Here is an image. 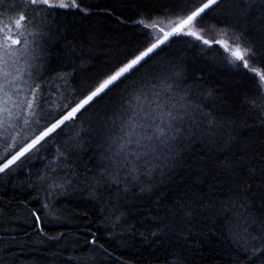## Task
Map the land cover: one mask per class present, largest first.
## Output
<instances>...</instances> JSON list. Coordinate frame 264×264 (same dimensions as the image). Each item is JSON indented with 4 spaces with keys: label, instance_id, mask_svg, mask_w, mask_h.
Masks as SVG:
<instances>
[{
    "label": "trees",
    "instance_id": "1",
    "mask_svg": "<svg viewBox=\"0 0 264 264\" xmlns=\"http://www.w3.org/2000/svg\"><path fill=\"white\" fill-rule=\"evenodd\" d=\"M77 1L86 12L37 14L25 0H0L4 23L27 16L21 24L41 62L21 72V90L31 99L35 93L42 126L151 44L139 18L175 21L196 4ZM204 18L205 29H215L209 39H220L227 25L253 43L264 36V0H224ZM146 61L66 123L68 139L51 133L0 178V264H264V251L251 254L264 247L252 239L264 234V101L256 81L220 44L182 34ZM145 95L154 107L176 103L183 130L130 175L108 159L119 135L112 121L119 125L127 102L143 104ZM20 120L14 128H28Z\"/></svg>",
    "mask_w": 264,
    "mask_h": 264
},
{
    "label": "snow or ice",
    "instance_id": "2",
    "mask_svg": "<svg viewBox=\"0 0 264 264\" xmlns=\"http://www.w3.org/2000/svg\"><path fill=\"white\" fill-rule=\"evenodd\" d=\"M199 4L194 10L190 11L182 18H178L175 21L169 22V30L165 31L160 26L161 22L157 20H150L146 23L144 19L137 21L136 23L143 25L144 28L157 30L159 33H163L162 37H158L154 43H151L146 49L139 51L138 55H134V58L128 59L126 62H121L116 65L106 74V78L102 79L94 90L90 91L84 99L80 100L75 107L63 115L56 123L48 127L38 138L33 140L26 147L11 156L3 166L0 167V172L5 171L10 165L15 164L17 161L24 157L31 149L35 148L46 136L55 132L57 128L64 125L66 121L73 120L74 117L81 109L85 108L96 97H100L101 94H105L106 91L112 89L113 86H117L118 82H122L123 79H127L128 75L132 74L134 70H138V66H142V62H147L146 58H150L157 48L161 44H164L169 37L174 35H187L195 37L203 44L211 46L213 43L220 44L224 51L228 53V58L234 64V66L247 69L253 74V78L256 81L257 95L264 101V70L258 67L252 66L250 61L259 64L264 61V36H261L255 43L249 40L241 41L240 36L233 32L231 35L228 32H223L220 39H205L204 35L200 34L204 29L199 31L195 30L196 24L202 23L206 10L212 9L213 6H218L224 3V0H195ZM239 0H233V3L238 4ZM245 3L250 0H244ZM28 6H35L33 11L39 14L40 12H46L50 14L51 9H79L82 12H86V9L80 8V4L77 0H25ZM199 18V20H198ZM27 16L25 13H20L15 23L17 26L21 25L22 21H25ZM11 41V43H9ZM26 43V42H25ZM21 44V40L12 39L10 36L5 35L3 42L0 43V100H2L3 106L0 107V127H3L5 122L13 117L12 109L8 107V103L11 100L9 92V86H12L13 91H17L18 86H15L14 81L21 79L20 76H12L9 79L11 73L7 71L9 59L15 55L12 51V45ZM169 89L171 85L167 86ZM37 88L39 86L37 85ZM159 97V93L156 94ZM141 97H135L134 100H129L127 105L123 108L119 114V125L116 121H112L113 126L118 128L119 135L112 138V145L115 146V151L112 150V146L109 148L111 153L108 159L118 167H129L131 175L136 171L135 165L141 160L149 157L150 153H154L156 147L161 144H165L166 140L174 139L173 136L168 135L173 129L174 122L179 118L177 115H173L172 110L164 111V106L156 104L153 106V101L148 98L147 95L143 97L144 103H140ZM35 102V93H33V99L27 101V110L31 112L33 104ZM250 103L256 107V101L252 100ZM19 104H13V107H19ZM175 108V105H172ZM261 113L264 114V104L260 105ZM34 115V113H31ZM113 157L118 159H113ZM0 162H3V157H0ZM44 207H47L46 205ZM243 207V206H241ZM39 220V216L36 217ZM253 240L258 241L264 246V234L260 237L253 236ZM95 243V240L92 241ZM264 251V247H253L252 255Z\"/></svg>",
    "mask_w": 264,
    "mask_h": 264
},
{
    "label": "bare ground",
    "instance_id": "3",
    "mask_svg": "<svg viewBox=\"0 0 264 264\" xmlns=\"http://www.w3.org/2000/svg\"><path fill=\"white\" fill-rule=\"evenodd\" d=\"M77 2L79 3V1H77ZM204 2H207V0H204ZM198 6H199V4L196 3L188 11V13L190 11L194 10V8L198 7ZM80 8L86 9L84 7V5H82V4H80ZM74 10H79V9H74ZM209 10L210 9L206 10L205 14ZM2 12H4V8L0 6V43L3 42L5 35H7V36H10L12 39L21 40V45H23L22 47L21 46L19 47L17 44L12 45V51L15 52V55H13L9 59V63H8V67H7V71H9L11 73V76H9V79H12V76L22 77L21 72L26 70L27 64L32 69H36V67L40 64L41 60H40V57L38 55L35 56V54H36V47L34 46L35 41H33L31 34L29 32L30 27L25 28L24 25H22V24L20 26H17L15 21L18 17H16L13 21H10L8 23H4L1 20V18H3V16H1ZM205 14H203V15L205 16ZM141 19H144V18L141 17L137 21H139ZM155 20H157L158 22H161L160 26L163 27L165 29V31L169 30V22H167V20H161L159 18H157ZM198 20H199V18H198ZM204 22H209V21L205 20V18H204L202 23L198 22L196 24L195 30L199 31L200 29H204V31H202L200 34L204 35L205 39H209L208 37L211 36V33H213L215 31V29H211L208 26V28H207L208 30H206L205 26H207V25L203 26ZM210 24H211V22H210ZM222 27H224V26H222ZM225 29H226L225 32H228L230 35L232 34L230 31V27L228 25L226 26ZM151 31H152L153 36H154V39L151 43H154L158 37H162V35H163V33H159L157 30L151 29ZM174 36L169 37V39L164 44H166ZM189 37H192V36H189ZM192 38H195V37H192ZM240 39L242 42L246 40V38H242V37H240ZM9 43H11V41H9ZM164 44H161L160 47L163 46ZM150 45L151 44H149L147 47H149ZM146 48H144V49H146ZM159 48H157L156 50H158ZM144 49H142V50H144ZM138 54H139V52L136 55H138ZM152 54H150V55H152ZM0 55H2V51H0ZM132 58H134V56ZM250 64H252V66L260 68L261 70H264V67H262L260 64H256L252 61H250ZM232 65L234 66L233 63H232ZM235 67H237V66H235ZM239 68L247 71L253 77V74L250 73L247 69H244L242 67H239ZM21 81H22V78L14 81L15 86H18L17 91H13L12 86H9V89H8L10 92V95H11V100L8 103V107L12 109L13 117L11 119L7 120L3 127H0V157H3V162H0V167L3 166V163H6L7 160L11 158L12 155H14L18 151H20L22 148H24L28 144H30L33 140L38 138L44 131H46V129L48 127H51V125L56 123L59 119H61L63 115H66L71 110V108L75 107L76 104L80 100L85 98V96H84L79 101H77L76 103L69 106L67 109H65V110L62 109V112L60 114L51 117L49 119V121L45 122V125L42 126V124H44V122L36 120V115L38 113V110L40 111V109H42V107H40V108L38 107V109H37L36 104L34 103L33 108L31 109V112H29L27 110V101L32 100V99L30 97H28V95L26 93H24L23 90H21L22 89ZM0 82H2V80H0ZM97 85H95V86H97ZM92 90H94V88ZM101 95H103V94H101ZM97 98H99V97L94 98V100L92 102H94ZM92 102H90L88 105H86L85 108L87 106H89ZM14 103L19 104L20 106L18 108L13 107ZM39 105H40V103H38V106ZM172 105H175V108H172ZM0 106H3L2 100H0ZM163 106H164V111L172 110L173 115H177L180 113L179 112L180 110L176 106V103H172V102L167 100L163 104ZM83 109H81V111ZM80 112H78L74 118H76ZM31 113H34V115ZM19 118L21 119L19 121V123L23 124V125L25 123H26L25 125L28 124V126H27L28 128H26V129H24L22 127H19L17 129L14 128V126L18 125V123H16L15 120L19 119ZM70 121H73V120H70ZM68 122L69 121H66L64 125H61L60 128L56 129V131L58 130V136H57L58 138H56L57 142H58V140H60V138H63V137H65L66 139L69 138L70 128L65 127L66 123H68ZM181 123H182L181 120H176L174 122L172 131L168 134H172V132L174 130H175V132L182 131L183 129H182ZM38 127H40V129L35 134V131L37 130ZM48 136H46V137H48ZM45 138L43 140H41L40 142L44 141ZM22 141H24V142H22ZM168 143H170V142L167 141L163 145L167 147ZM34 149L35 148L31 149L28 153L25 154L24 157H21V159L19 161H17L15 164L10 165L9 168H7L5 171L0 172V178H4V177H6L5 175L10 174L11 172H15L16 169L21 165V163L26 162L25 160H27L29 157H31L34 154ZM157 149H159V148L156 147V150ZM156 150H155V152H156ZM46 157H49L48 154L44 155V157H42V158H44V160H46L47 159ZM55 157L57 158L55 162L58 164H61V157L62 156L59 157L58 155H56V156L51 157V158H55ZM70 163H71L70 161H64L63 165H64V167H67V165H70ZM35 216L37 217L39 215L35 212ZM37 225H38V229L43 231V226H42V222H41L40 217H39V220H37ZM61 233H63V232H61Z\"/></svg>",
    "mask_w": 264,
    "mask_h": 264
},
{
    "label": "rangeland",
    "instance_id": "4",
    "mask_svg": "<svg viewBox=\"0 0 264 264\" xmlns=\"http://www.w3.org/2000/svg\"><path fill=\"white\" fill-rule=\"evenodd\" d=\"M0 107H2V106H0ZM13 139V138H12ZM15 141V140H14ZM2 167V166H1Z\"/></svg>",
    "mask_w": 264,
    "mask_h": 264
}]
</instances>
